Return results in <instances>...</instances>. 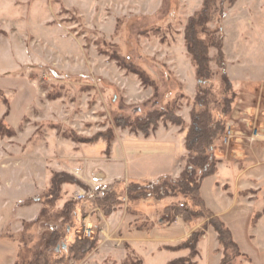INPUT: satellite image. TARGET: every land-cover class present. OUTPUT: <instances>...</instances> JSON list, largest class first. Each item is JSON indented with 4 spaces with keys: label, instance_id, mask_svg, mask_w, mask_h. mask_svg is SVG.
Returning a JSON list of instances; mask_svg holds the SVG:
<instances>
[{
    "label": "rangeland",
    "instance_id": "obj_1",
    "mask_svg": "<svg viewBox=\"0 0 264 264\" xmlns=\"http://www.w3.org/2000/svg\"><path fill=\"white\" fill-rule=\"evenodd\" d=\"M203 1L0 0V155L9 166L27 165L26 169L12 167L7 178L15 193L24 187L27 196L19 204L33 198L45 184L47 172L48 187L55 172L75 178L62 184L59 198L51 205L45 204L42 220L23 224L16 235L19 247L0 243V264H14L20 250L28 259V247L36 250L43 231L60 220L57 210L83 189L79 176L62 169L77 166L82 176L93 169L110 183L127 184L157 175L176 177L185 168L188 153L183 139L192 121L197 79L184 34L189 16ZM209 25L211 29L221 25L227 36L225 60L244 51L242 58L236 57L248 62L250 76L262 75L255 70L264 68V0H239L225 10L221 24ZM217 52L212 48L211 56L217 58ZM120 59L145 68L158 85L157 93L156 87L142 84L138 75L120 65ZM212 68L213 80L206 85L222 98L217 59ZM258 85L249 86L250 91ZM232 87L234 110L240 95ZM247 96L243 100L251 106L257 101L264 109V98L252 97V102ZM167 102L175 103L176 113L185 120L182 126L162 120L146 136L117 123L118 117L143 116ZM236 122V130H244V122L239 118ZM253 126L248 133L257 135L258 127ZM229 134L225 132L215 146L219 174L202 183L203 215L166 221L161 205L153 199H142L133 207L119 204L109 216L88 208L91 217L86 224L71 223L75 226L72 239L92 238L86 226L99 224L97 246L68 264H168L175 258H184L186 264H220L223 246L209 223L211 213L225 222L237 241L243 253L238 264H264V164L256 159L249 167L247 152L236 149V138L227 142ZM2 183L6 188L0 194L10 199L12 187L6 186L5 179ZM45 190L39 189L33 202H46ZM181 203L200 211L190 199ZM9 210L14 214L11 206ZM62 228L65 231L66 224ZM193 232L199 233L197 246L178 247ZM129 239H135L139 248L132 247Z\"/></svg>",
    "mask_w": 264,
    "mask_h": 264
},
{
    "label": "trees",
    "instance_id": "obj_2",
    "mask_svg": "<svg viewBox=\"0 0 264 264\" xmlns=\"http://www.w3.org/2000/svg\"><path fill=\"white\" fill-rule=\"evenodd\" d=\"M237 1L204 0L202 7L189 16L185 26L184 39L187 53L195 64L197 92L195 108L191 114L192 121L184 139L188 153L187 163L181 173L176 177L166 174L153 180L131 181L127 184L124 181L116 180L110 184L105 196L90 195L83 199L69 200L62 209L57 210L56 217L60 220L55 223L56 225L51 226L41 234L38 248L32 250L28 247V259L22 256L20 250L14 264H68L70 260H79L90 253L97 246L98 234L102 230L101 225H93L94 236L92 238L75 236L74 239L72 237L75 226L71 225L74 221L76 225L85 223V219L91 217L88 208L92 209V212L95 209H100L109 216L113 212V208L119 204L127 202L131 203L132 206L142 199H153L161 205L163 219L166 221H175L178 217L189 220L190 217L203 215L202 183L206 177L218 171L220 159L215 154V146L219 138L226 132L227 118L236 101V91L233 89L226 71V60L223 52L224 31L221 25L211 29L209 24H221L225 10L233 7ZM212 48L217 49V58L211 56ZM214 59H217L222 69V98L217 96L213 88L206 85L213 80L215 74L212 68ZM119 62L124 68L138 75L142 84L156 87L155 93H157L158 85L145 68L135 63L129 64L122 59ZM162 120L179 126L185 123L184 118L176 113L174 102H167L164 108L154 109L143 116L118 117L117 123L121 127H129L132 132H142L149 136L158 128ZM103 135L100 134V137H104ZM113 137L109 138L108 144L111 145ZM69 181H75L70 173L64 171L53 173L50 186L45 190L46 202L43 203L42 210L35 219L24 223L32 225L42 220L47 212L45 204L51 205L55 199L59 198L62 184ZM79 183L82 188L88 189V185L83 181H79ZM184 198L193 201L194 205L200 208V211L193 212L183 207L181 200ZM33 199H28V204L32 203ZM209 223L217 232L218 240L223 246V257L220 264H238V258L243 253L233 238L230 228L215 213L209 215ZM65 224L66 230L62 231ZM69 237L70 239H68ZM198 242L199 233L193 232L178 247L192 248L196 247ZM168 264L186 263L184 258H175L170 260Z\"/></svg>",
    "mask_w": 264,
    "mask_h": 264
},
{
    "label": "crops",
    "instance_id": "obj_3",
    "mask_svg": "<svg viewBox=\"0 0 264 264\" xmlns=\"http://www.w3.org/2000/svg\"><path fill=\"white\" fill-rule=\"evenodd\" d=\"M239 1V0H238ZM227 36L225 37V50H226V42H227ZM239 50V49H238ZM244 51H239V53L236 54L239 58H242V54ZM227 53V52H226ZM233 56L232 54H228ZM234 57L230 59L227 57L226 60V71L232 81V84L234 88L238 91L240 97H239V103L237 101V105L235 104V108L233 110L234 115L233 117L229 116V121L227 123V128L226 132H228L229 137L226 138L227 142L230 140L231 137L236 138L233 142L236 146V149L238 151H242L244 149L247 153L245 158H246V163L249 165V167L253 166V162L257 159L260 163L264 164V109L261 107V104L259 103L260 106H257V101L254 102V105L251 106V104L243 100V95L246 94L248 95L247 97L251 98V101L253 102L254 99L252 97H256V99H261L264 98V68H260L256 66L257 72L262 73V75L254 74L250 76L249 72V67H248V62L240 60L237 57ZM240 60V61H239ZM250 77V78H249ZM249 78V79H248ZM258 85L257 89L255 92L250 91V88L257 84ZM248 87V88H247ZM256 95V96H255ZM250 101V102H251ZM239 118L244 122V130L237 131L236 130V119ZM254 125V126H253ZM250 126H253L255 128H263V131H258L257 128V135L256 134H249L248 131L250 130ZM260 132V133H259ZM246 138L243 143L241 141V138ZM237 138H240L237 139ZM259 138V140H258ZM230 142V141H229ZM183 144H184V139H183ZM11 145V144H10ZM12 150H15L11 146ZM2 149V148H1ZM3 150V149H2ZM19 150V149H17ZM2 156L0 155V192L4 190V185L2 183L3 179H5V183L7 187H12L11 188V194H10V199L7 197H2L0 194V243L7 248L10 247H19V242L17 240L16 235L23 230V224L25 221H30L38 216L40 211L42 210L43 204L41 202H32L30 204H19V202L24 201L26 199L25 197L27 195H24V187L19 186L18 190L19 192L15 193V188L13 189V186H11V180L7 178V171L11 170L12 167L18 168L21 167V169H26L27 165L22 164L20 166H16V164H8L7 162L2 161ZM46 165L48 164L47 160L45 161ZM21 163V162H20ZM225 163V162H223ZM225 166V164H223ZM259 164V163H256ZM9 166V167H8ZM62 170H67L81 178L86 184H88V180L91 176L92 173L96 172L93 169L90 171L88 175H80L83 172L80 173V170L77 168V166H69L66 169ZM49 171V170H48ZM219 168L218 171L215 174H219ZM49 174L47 172L46 177L47 180L45 184H43L40 188H38L34 193H33V198H35V194L38 192L39 189H46L49 185ZM160 175H157L154 177L157 178ZM107 178V177H106ZM35 180V179H34ZM129 180V179H127ZM147 180V179H146ZM142 180V181H146ZM153 180V179H152ZM130 181H139V180H130ZM128 182V181H127ZM33 184L36 183L37 181H33ZM80 190H82L80 188ZM79 190V191H80ZM13 209L14 214H11V210L9 208ZM9 210V211H8ZM178 219V218H177ZM93 227V225H92ZM16 237V238H15ZM131 242L132 247L134 248H139V243L136 242L135 239H129ZM150 241V240H149ZM146 242V241H145ZM144 242V243H145ZM153 242V241H152ZM147 243V242H146ZM159 247V245H158ZM139 251V250H138ZM176 253V252H175ZM179 254V252H178ZM177 253L174 255L176 256Z\"/></svg>",
    "mask_w": 264,
    "mask_h": 264
},
{
    "label": "built area",
    "instance_id": "obj_4",
    "mask_svg": "<svg viewBox=\"0 0 264 264\" xmlns=\"http://www.w3.org/2000/svg\"><path fill=\"white\" fill-rule=\"evenodd\" d=\"M110 182L106 178V176L101 173V172H94L91 174L89 180H88V189L83 188L82 190L79 191L77 196L75 197L76 199H83L87 196L90 195H95V196H105L107 194V191L110 186ZM87 220H90V217H87L85 219V224ZM87 229V234L88 236H92L94 234V231L92 227L89 225L86 226Z\"/></svg>",
    "mask_w": 264,
    "mask_h": 264
}]
</instances>
